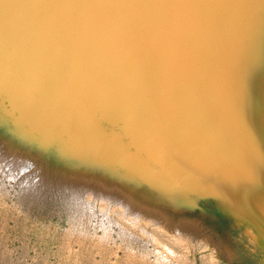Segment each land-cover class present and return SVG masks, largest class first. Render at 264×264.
<instances>
[{"label": "bare ground", "instance_id": "bare-ground-1", "mask_svg": "<svg viewBox=\"0 0 264 264\" xmlns=\"http://www.w3.org/2000/svg\"><path fill=\"white\" fill-rule=\"evenodd\" d=\"M0 180L103 258L264 251V0H0Z\"/></svg>", "mask_w": 264, "mask_h": 264}, {"label": "rangeland", "instance_id": "rangeland-1", "mask_svg": "<svg viewBox=\"0 0 264 264\" xmlns=\"http://www.w3.org/2000/svg\"><path fill=\"white\" fill-rule=\"evenodd\" d=\"M0 188L10 190L13 196L0 204V264H126L118 261L114 244L110 247L113 252L105 259L99 252L81 249L78 243H72L69 235L75 230L69 231L68 215L61 207L62 198L57 204L51 199L45 203H17L19 185L0 180ZM224 226L230 232L228 241L234 251L231 258L222 252L218 259L222 264H264V251L251 244L245 229L236 228L226 220Z\"/></svg>", "mask_w": 264, "mask_h": 264}]
</instances>
